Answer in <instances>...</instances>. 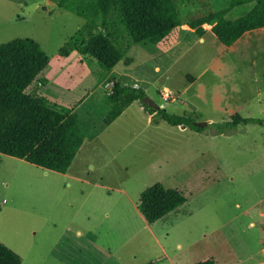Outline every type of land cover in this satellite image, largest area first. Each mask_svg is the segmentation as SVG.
<instances>
[{
	"label": "rangeland",
	"instance_id": "obj_1",
	"mask_svg": "<svg viewBox=\"0 0 264 264\" xmlns=\"http://www.w3.org/2000/svg\"><path fill=\"white\" fill-rule=\"evenodd\" d=\"M56 1L0 0V44L37 41L50 61L27 92L69 107L90 93L83 106L102 127L67 173L0 153V241L22 264H264V122L197 132L155 123L138 103L103 123L116 81H141L155 104L195 113L198 122L264 119V30L222 49L212 31L200 42L188 26L223 8L236 18L256 0H177L183 25L135 44L112 0L111 32L123 59L111 72L74 45L101 25V12H79L95 0ZM217 58L224 64L210 67ZM166 89L175 101L162 99ZM157 182L188 201L149 224L138 204Z\"/></svg>",
	"mask_w": 264,
	"mask_h": 264
},
{
	"label": "trees",
	"instance_id": "obj_2",
	"mask_svg": "<svg viewBox=\"0 0 264 264\" xmlns=\"http://www.w3.org/2000/svg\"><path fill=\"white\" fill-rule=\"evenodd\" d=\"M69 0H57L59 7ZM112 0L84 3L79 12H101L99 28L90 31L84 42L74 45L84 55H91L109 70L121 59L123 52L116 44L118 32L112 37L113 23L109 20ZM118 23L126 30L132 43L155 38L183 25L177 0H117ZM230 8L211 11L192 18L188 26L203 36L204 26L212 25V32L226 46H231L246 32L264 27V0H256L245 14L229 18ZM80 32L79 34H81ZM84 33H88L84 31ZM49 57L41 45L31 38H16L0 44V153L24 159L45 169L66 173L81 148L85 133L73 107L52 102L45 95L27 92L41 71L49 64ZM147 92L137 85L116 81L109 96L110 109L103 118L110 125L134 101H138L155 123L161 120L172 126L188 127L203 132L215 125L220 132L235 129L240 123H263V118L234 116L222 123L197 125L195 113L176 114L148 104ZM188 201L178 188L157 182L140 194L138 210L149 224H153ZM0 264H22L19 254L0 241ZM200 264H214L207 260Z\"/></svg>",
	"mask_w": 264,
	"mask_h": 264
},
{
	"label": "crops",
	"instance_id": "obj_3",
	"mask_svg": "<svg viewBox=\"0 0 264 264\" xmlns=\"http://www.w3.org/2000/svg\"><path fill=\"white\" fill-rule=\"evenodd\" d=\"M205 28V27H204ZM189 29H191L190 27H189ZM206 29V28H205ZM212 29V25L211 26H209V30H206V32H205V34L203 35V36H199L200 37V39H199V41L200 42H203L204 41V39H205V35L209 32V31H212L211 30ZM193 30V29H192ZM258 30H264V27L263 28H259V29H255V30H252L253 32L254 31H258ZM252 31H249V32H246L244 35H247V34H250ZM195 32V31H194ZM215 35V34H214ZM242 38V37H241ZM241 38H239L234 44H232L231 46H227V47H229V49H234L235 47H236V45H237V43L240 41V39ZM221 43V42H220ZM226 45H224L223 43H221V46L220 47H222V49L225 47ZM169 46H165V47H163V48H160V51L161 50H164L165 51V53L166 52H168L170 49H167ZM162 52V51H161ZM84 55V54H83ZM86 56V55H85ZM122 60V59H121ZM120 60V61H121ZM119 61V62H120ZM118 64V63H117ZM116 64V65H117ZM224 63L222 62V59L220 60L219 58H217V59H214V61H212V63L210 64V67H212V68H217V67H221V65H223ZM116 65L114 66V67H116ZM114 68H112V70H113ZM157 69H159V68H157ZM111 69L110 70H108L109 72H111L112 71ZM97 77V76H96ZM111 76H109V78H110ZM108 79V78H107ZM200 79V77H198L197 78V80H199ZM196 80V81H197ZM97 81H98V83L99 84H101L102 86L106 83V79H104L102 76H100V77H97ZM135 82V84H130V85H137V86H141V87H143L142 85H141V81H134ZM144 88V87H143ZM144 90L145 91H147L145 88H144ZM147 94L149 95V93L147 92ZM89 95H90V93H86L81 99H79V100H77L75 103H74V105H73V108H74V110H75V112H77V114H78V122H79V125H80V127L82 128V130H83V132L85 133V139H84V142H83V144H82V146H81V148L79 149V151H78V153H77V155L76 156H78V154L79 153H81L80 151H82V148H83V146L85 145V142L88 140L89 142H91L92 141V139L95 137V132H97L98 130H99V128H101L102 127V125H101V123H99V121L97 122V126H98V128L95 126V123H96V121H95V114H94V110H92L91 108H89V107H85V106H83L84 105V103L85 102H88V98H89ZM149 97H150V99L152 100V98H151V96L149 95ZM139 102L138 101H134L131 105H129L124 111H123V113L121 114V115H123V114H125L128 110H130L134 105H136V104H138ZM67 106V105H66ZM83 106V107H82ZM83 108V111H82V113H80V111H81V109ZM91 109V110H90ZM140 109L141 110H144L143 109V107L142 106H140ZM121 115L119 116V117H121ZM118 117V118H119ZM149 117H150V119H151V116L149 115ZM118 118H116L113 122H115ZM112 122V123H113ZM206 122H212V120H209V121H206ZM99 123V124H98ZM104 123V122H103ZM111 123V124H112ZM75 156V157H76ZM75 159V158H74ZM74 161V160H73ZM73 163V162H72ZM72 165V164H71ZM71 167V166H70ZM69 167V168H70ZM49 170V169H48ZM69 170V169H68ZM67 173V172H66Z\"/></svg>",
	"mask_w": 264,
	"mask_h": 264
},
{
	"label": "built area",
	"instance_id": "obj_4",
	"mask_svg": "<svg viewBox=\"0 0 264 264\" xmlns=\"http://www.w3.org/2000/svg\"><path fill=\"white\" fill-rule=\"evenodd\" d=\"M162 99L164 101H175L176 100V96L174 95V92H172L171 90H164L162 91Z\"/></svg>",
	"mask_w": 264,
	"mask_h": 264
},
{
	"label": "water",
	"instance_id": "obj_5",
	"mask_svg": "<svg viewBox=\"0 0 264 264\" xmlns=\"http://www.w3.org/2000/svg\"><path fill=\"white\" fill-rule=\"evenodd\" d=\"M147 102H148V104L151 105V106H154V107H156V108H161V106L155 104V103L153 102V100H151V99H149ZM206 123H207L206 121H204V122H196V124H197V125H200V126L205 125Z\"/></svg>",
	"mask_w": 264,
	"mask_h": 264
}]
</instances>
